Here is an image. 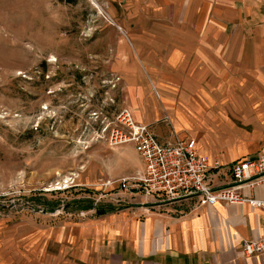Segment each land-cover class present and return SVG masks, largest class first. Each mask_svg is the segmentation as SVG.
Segmentation results:
<instances>
[{
  "label": "crops",
  "instance_id": "obj_1",
  "mask_svg": "<svg viewBox=\"0 0 264 264\" xmlns=\"http://www.w3.org/2000/svg\"><path fill=\"white\" fill-rule=\"evenodd\" d=\"M158 9L166 26H156L152 44L156 98L129 112L162 142L192 140L197 154L220 165L213 184L225 186L230 164L264 153V0H160ZM125 73L137 94L148 92L136 64ZM241 191L264 199V185ZM122 201L100 215L10 225L0 231V264H264V251H241L242 241L264 240V212L247 204L150 202L139 194Z\"/></svg>",
  "mask_w": 264,
  "mask_h": 264
},
{
  "label": "rangeland",
  "instance_id": "obj_2",
  "mask_svg": "<svg viewBox=\"0 0 264 264\" xmlns=\"http://www.w3.org/2000/svg\"><path fill=\"white\" fill-rule=\"evenodd\" d=\"M159 5L0 0V231L124 204L116 183L140 166L127 146H107L105 127L119 109L156 98ZM132 63L146 94L127 83Z\"/></svg>",
  "mask_w": 264,
  "mask_h": 264
},
{
  "label": "built area",
  "instance_id": "obj_3",
  "mask_svg": "<svg viewBox=\"0 0 264 264\" xmlns=\"http://www.w3.org/2000/svg\"><path fill=\"white\" fill-rule=\"evenodd\" d=\"M105 131L108 147L131 145L141 162L140 170L117 181L114 189L119 198L136 194L150 202L193 198L198 206L247 204L264 212V199L248 197L241 191L264 185V153L230 164V182L218 187L213 183L219 163L209 164L206 157L197 154L192 140L173 137L162 142L148 125L135 122L125 108L114 114ZM241 251L244 257L259 254L264 251V240L242 241Z\"/></svg>",
  "mask_w": 264,
  "mask_h": 264
},
{
  "label": "trees",
  "instance_id": "obj_4",
  "mask_svg": "<svg viewBox=\"0 0 264 264\" xmlns=\"http://www.w3.org/2000/svg\"><path fill=\"white\" fill-rule=\"evenodd\" d=\"M84 209H91V206H86ZM114 207H110V206H106V208H104V206H101V209H98L95 207V211L97 212V215L100 214H104V213H108V212H112L114 211Z\"/></svg>",
  "mask_w": 264,
  "mask_h": 264
}]
</instances>
